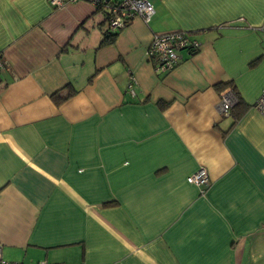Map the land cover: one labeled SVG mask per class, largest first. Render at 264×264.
I'll use <instances>...</instances> for the list:
<instances>
[{"label": "crops", "instance_id": "0c3cea01", "mask_svg": "<svg viewBox=\"0 0 264 264\" xmlns=\"http://www.w3.org/2000/svg\"><path fill=\"white\" fill-rule=\"evenodd\" d=\"M64 1L0 0L1 260L264 264V0L151 2L105 44ZM177 31L200 48L160 73L147 50Z\"/></svg>", "mask_w": 264, "mask_h": 264}, {"label": "built area", "instance_id": "2783aa9c", "mask_svg": "<svg viewBox=\"0 0 264 264\" xmlns=\"http://www.w3.org/2000/svg\"><path fill=\"white\" fill-rule=\"evenodd\" d=\"M70 2H84L90 4L97 12L103 15L107 30L119 32L129 26L135 18H142L146 23L150 21L155 9L150 0H69ZM56 8L64 6V0H50ZM198 50L200 44L192 40L188 33L177 31L154 35L147 50V57L157 62V71L168 73L174 70L179 62V52L183 49ZM2 68V63H0ZM234 100L229 94H224L221 100L220 112L223 117L230 116ZM254 108L264 116V92L256 101ZM189 184L207 188L210 184L208 171L199 169L187 179ZM0 264H23L4 262Z\"/></svg>", "mask_w": 264, "mask_h": 264}, {"label": "trees", "instance_id": "16d2710c", "mask_svg": "<svg viewBox=\"0 0 264 264\" xmlns=\"http://www.w3.org/2000/svg\"><path fill=\"white\" fill-rule=\"evenodd\" d=\"M116 37H117V32H110L109 30H107L106 34H105V38L103 39L102 43L103 44H105V43H113L115 41ZM198 50H194V51L196 52ZM230 85H233V84L232 83H225L222 87L226 88L227 86H230ZM233 88L236 90L235 85H233ZM76 92L77 91H75L72 88V86H70V87H68L66 94H64V95H61L60 93L54 94L52 96V99H53V101L55 102L56 105H60L64 101H66V100L70 99L72 96H74L76 94ZM239 100L241 101V103L243 102L242 98H239ZM158 105L161 107V109H165L168 106V104L163 102V101H159ZM230 115H231V113H230Z\"/></svg>", "mask_w": 264, "mask_h": 264}, {"label": "rangeland", "instance_id": "374dc122", "mask_svg": "<svg viewBox=\"0 0 264 264\" xmlns=\"http://www.w3.org/2000/svg\"><path fill=\"white\" fill-rule=\"evenodd\" d=\"M154 5H157V2L159 1V0H150Z\"/></svg>", "mask_w": 264, "mask_h": 264}]
</instances>
